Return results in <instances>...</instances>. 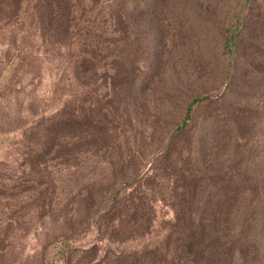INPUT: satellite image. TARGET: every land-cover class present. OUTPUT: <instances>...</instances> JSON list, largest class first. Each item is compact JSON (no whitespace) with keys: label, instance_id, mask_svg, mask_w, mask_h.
Listing matches in <instances>:
<instances>
[{"label":"rangeland","instance_id":"rangeland-1","mask_svg":"<svg viewBox=\"0 0 264 264\" xmlns=\"http://www.w3.org/2000/svg\"><path fill=\"white\" fill-rule=\"evenodd\" d=\"M142 1L128 25L147 47L137 74L149 80H134L125 92L101 84L102 67L77 75L66 49L38 45L28 12L0 27V264H127L132 254L162 245L175 209L176 189L164 180L173 168L191 177L216 169L242 173V184L222 192L209 210L215 219L206 229L221 232L213 243L235 241L244 202L264 201V0ZM72 3L89 17L82 8L93 3ZM228 29L236 32L232 53L223 46ZM28 32L35 35L22 38ZM18 50L25 56L10 62ZM124 66L113 70L125 73ZM194 94L209 96L196 115L212 134L191 154L188 139L201 131L181 132L164 159H153ZM65 100L98 109L109 128L103 133L112 136L87 141L85 152L86 142L63 141L25 163L28 148L20 141L31 136L25 128ZM215 119L223 122L211 126ZM117 187L121 213L110 207ZM130 199L141 209L126 214ZM253 219L257 258L249 251L230 264H264V217ZM204 261L184 264H211Z\"/></svg>","mask_w":264,"mask_h":264},{"label":"trees","instance_id":"trees-1","mask_svg":"<svg viewBox=\"0 0 264 264\" xmlns=\"http://www.w3.org/2000/svg\"><path fill=\"white\" fill-rule=\"evenodd\" d=\"M72 1L0 0V27L21 19L22 15L28 12L32 19L30 26L36 33L38 45L56 44L66 49L71 57L70 64L77 75L88 71L96 74L97 67L108 70L106 73L102 71L97 78H100L101 84L107 85L112 93L115 92V88L124 92L128 91L129 85L134 80L138 83L147 82L149 79L145 80L146 73L142 76L144 78L137 74L140 71L138 66H146L143 63L147 60V47L142 40L135 42L136 38L133 34L135 31L133 32L128 25L129 19L133 18V13L137 12L136 7L139 4L144 5L145 2L142 0H87L93 4L89 8H82V11L89 17L81 18V12L76 11ZM97 20H100V23L96 24ZM22 24H18L17 29H21ZM35 33L28 32L22 38L33 37ZM235 35L234 30L226 31L223 46L229 53L234 51ZM122 52L127 53L128 57H121ZM20 54L25 56L18 50L12 54L14 56L10 62H15ZM29 62L28 60L27 65ZM118 62L124 63L128 71L115 72L113 69ZM146 68H148L147 71L151 70L149 66ZM208 99L209 96L206 94H194L186 101L180 120L171 129L159 155L153 159L159 161L164 159L168 151H172L170 143L176 135L197 127L201 132L190 135L185 150L191 154L198 152L204 140L212 134H207L205 131V126L209 125L206 124V120L197 124L199 118L196 111L202 102ZM70 102L65 100L46 116L33 121L25 128L31 135L28 140L20 141L24 148H28L23 151L26 156L25 163L31 164L36 158L39 160L38 158L51 148L57 150L63 145V141L69 142L71 147H74L77 141L80 145L86 142L81 148L85 152L91 145L87 141L112 136V133H103L109 128L104 127V119L100 116L98 109L91 110L87 108V105L82 104L73 107L75 105ZM230 117V115L227 116L228 120ZM212 120L207 119L209 123ZM223 121H226L225 116ZM223 121L215 119L211 126L216 127ZM107 126L113 127L109 124ZM26 135L25 133V137ZM186 172L183 169V172L179 173L173 168L164 178L170 190L176 189L174 193L176 199L174 203H171L175 209L169 220L163 244L154 243L150 249L132 254L127 264H184L188 258L191 260L201 258L205 260L204 263L230 264L238 254L249 251L253 258H257L256 247L252 246L256 241V231L251 230V227L259 225L253 219L254 216L264 217V201L244 202L242 207L244 206L245 212L239 221L238 238L235 241L226 237L218 243H213L221 232L218 229L212 232L206 229L209 220L215 219L209 210L217 205L218 196L222 192H233L242 184L244 180L240 178L242 173L216 169L191 177L189 172L187 175ZM121 190L120 187L115 188L109 197L111 210H116V213L123 209H117L118 204L124 199L123 196L120 197ZM140 204V201L130 199L124 208L125 213H135L139 208L141 209ZM259 240L264 242V237Z\"/></svg>","mask_w":264,"mask_h":264}]
</instances>
